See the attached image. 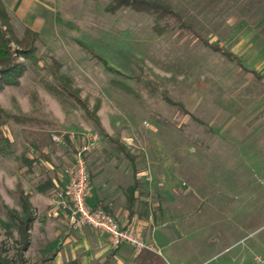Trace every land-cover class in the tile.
I'll return each mask as SVG.
<instances>
[{"label":"rangeland","instance_id":"obj_1","mask_svg":"<svg viewBox=\"0 0 264 264\" xmlns=\"http://www.w3.org/2000/svg\"><path fill=\"white\" fill-rule=\"evenodd\" d=\"M165 1L209 41L214 36L211 19L222 22L225 17L224 0ZM45 2L49 7L41 12L36 41L38 64L34 66L19 56L25 65L19 84L0 89V104L10 115L5 125L7 134L24 139V149L32 150L33 154L38 153V144L46 145L55 163L64 146L48 143L51 132L93 131L112 152L118 149L108 137L123 138L128 149L137 154L151 147L153 151L160 150L159 143L154 141L160 139L168 142L171 151L185 145L192 156L205 148L207 160L216 166L209 168L200 163L195 173L192 168L184 170L182 179L194 181L197 191L196 197L192 192L186 194L185 207L179 213L188 218V223L172 248L178 250V258L185 264H220L247 245L264 258V202L253 196L264 194V173L260 166L264 161L242 160L239 154L232 163L234 170L230 175L224 174L226 133L212 134L210 129L214 128L209 127L211 112L224 108L226 91L264 87V80L242 78L236 61H229L219 51L204 45L191 31H182L175 25L156 33L152 15L129 9L107 12L108 0ZM251 9L253 5L247 7L248 12ZM11 19L20 36L30 21L17 14H12ZM94 53L104 58L107 65ZM53 59L60 63L59 72L71 79L77 96L86 104L89 114L96 115L99 124L74 98L55 94L45 87L43 79L52 80ZM179 103L187 106L188 113L181 112ZM198 137L199 144L187 141ZM182 139L183 143L173 141ZM15 147L18 151L17 144ZM18 167L14 156L0 155V254L17 259L21 233L8 211L15 209L21 214L19 190L24 189L32 193L34 205L27 230L28 245L22 258L25 264H41L52 252L50 228L40 215L48 206V195L35 194L37 178ZM225 181L233 189L241 185L249 189L245 199L231 203L242 204L232 219L226 216L230 208L224 205L225 200L229 194L244 191L225 192L220 187ZM201 217L206 224L200 223ZM212 232L220 238L224 234L219 241L231 245L229 251L197 245L200 239H209ZM151 256L155 264L171 262L165 250L155 248ZM249 262L262 264L253 261L252 254L247 257Z\"/></svg>","mask_w":264,"mask_h":264},{"label":"crops","instance_id":"obj_2","mask_svg":"<svg viewBox=\"0 0 264 264\" xmlns=\"http://www.w3.org/2000/svg\"><path fill=\"white\" fill-rule=\"evenodd\" d=\"M2 1L10 15L17 14L21 19L27 18L30 21L27 27L39 32L42 22L41 12L49 7L45 0ZM224 2L226 12L223 21L212 19L210 21L212 25L210 30L214 32L210 42L214 40L215 44L230 52L240 62L239 73L242 78L251 76L258 81L264 80V0H256L255 3L253 0H224ZM250 5H253V9L248 12L247 7ZM228 60L236 61L229 58ZM224 98V108L211 112L209 127L214 128L210 129L212 134L226 133L224 174L230 175L234 170L233 160L239 154L242 160L250 161L257 158L264 161V87L230 88L226 91ZM184 107L189 111L185 104ZM9 138L12 141L11 150L4 155H12L17 159V155L25 151L27 156L36 157L39 155L40 147L42 152L49 156L48 159L39 157L40 161L35 165L39 171L36 172L34 167L30 174H27L26 167L19 163L18 168L25 174L34 175L37 178L36 182L46 174L53 180L54 187L65 181L63 168L72 160L77 137L66 141L63 145L64 150L62 149L56 160L57 163L52 162V154L46 145L38 144V153L33 154L32 150L24 149V139L10 136ZM198 138V140L187 141L199 144L201 139ZM122 139L119 141L125 144ZM183 140L185 139L173 141L183 143ZM154 141L159 143L160 150L153 151L151 147L141 154L131 152L125 144L129 156L121 151H109L106 141L100 139L98 146L87 156L90 175L87 203L93 207H105L120 224L129 225L138 236L153 247V250H142L135 254L126 243L112 247L108 237L94 228L84 226L80 229H71L64 219L48 217L46 211L50 205L54 187L46 193H41L36 191L34 185L35 194L48 195V206L40 215L46 219L45 224L50 228L49 245L52 252L44 260L51 264H155L151 252L156 248L169 253L171 262L164 264H185L178 258V250L173 249L172 246L174 240L183 234L184 224L188 223V218L179 213L180 209L185 207L186 194L192 192L193 197H196L197 189L196 183L187 182L186 178L183 180L182 174L188 168H192V173H195L200 163H204L209 168L216 165L215 162L207 160L205 148H202L200 154L192 156L186 151L185 145H178L171 151L167 141L161 139ZM48 143H51V140ZM16 144L19 147L18 151V148L15 149ZM235 149L240 150V153ZM260 166L264 173V163H260ZM229 185L230 183L225 181L220 187L225 192L244 191L242 194H229V199L225 200L224 205L230 208L226 216L232 219L242 204L233 206L231 203L245 199L249 189L243 185L233 189ZM133 186L134 190L131 192L133 202L129 207L127 190ZM24 192L29 194V200L33 206L32 193L26 190ZM253 196L264 202V194ZM231 207L234 208L231 209ZM228 211L226 209L225 212ZM199 219L200 223L206 224L203 217ZM212 233L209 239L204 241L202 238L197 245L201 248L204 246V249L209 246L211 249L216 247L222 249L221 251H229L231 245L219 241L223 239L224 234L220 238L218 234ZM250 254L253 255L254 261L255 255L259 252L250 249L247 245L231 253L220 264H251L247 263V257Z\"/></svg>","mask_w":264,"mask_h":264},{"label":"trees","instance_id":"obj_3","mask_svg":"<svg viewBox=\"0 0 264 264\" xmlns=\"http://www.w3.org/2000/svg\"><path fill=\"white\" fill-rule=\"evenodd\" d=\"M129 9L134 12L146 13L154 17V23L152 25L153 30L161 34L169 26H177L180 30L191 31L196 38H198L204 45L212 48L214 51H219L221 54L226 56L229 59L236 58L227 50L223 49L217 44H212L206 38H203L199 33H197L193 26L187 23L181 13L174 9L168 2L165 0H108L105 5V10L110 13H115L119 10ZM39 37V33L29 27H25L22 34L18 36L15 32L11 15L8 12L4 2L0 0V89L4 85H18L20 82V77L24 71L25 65L24 62L19 60V56L28 60L32 65L36 66L39 62L38 57L36 56L37 46L36 41ZM104 64L106 60L94 53ZM236 62L240 64L238 60ZM107 65V64H106ZM109 67V66H108ZM60 63L56 60H52L50 66V72L52 75V80L43 79L45 87L55 94L67 95L70 98H74L80 105L84 108L85 112L89 114V109L86 104L77 96L76 89L71 85V79L60 73ZM178 107L183 114L188 113L184 105L179 103ZM91 115V114H89ZM9 114L0 104V155H4L11 150L12 141L10 140L7 132L5 130V125L8 121ZM97 124L99 120L96 115H91ZM111 142L116 143V148L118 151H121L128 154V150L125 144L121 143L118 139H113L109 137ZM39 155L29 157L26 155L25 151H22L17 155V160L19 163L26 167L25 172L30 174L33 172V168L40 161L39 157L48 159L49 156L42 152V148H38ZM130 156V155H129ZM54 187V182L50 176L44 174L35 184V189L38 192L46 193ZM134 186L128 188L127 190V203L128 206L132 205V193ZM19 200L21 203V214L15 209H9V216L15 225L18 226L19 232L21 233V245L17 252V263L16 260L12 257L1 256L0 254V264H25L24 259L22 258V251L26 249L28 245L27 240V230L32 219V205L29 200V194L25 193L24 190H19ZM106 211L105 207L100 206ZM42 264H51L47 260H44Z\"/></svg>","mask_w":264,"mask_h":264},{"label":"built area","instance_id":"obj_4","mask_svg":"<svg viewBox=\"0 0 264 264\" xmlns=\"http://www.w3.org/2000/svg\"><path fill=\"white\" fill-rule=\"evenodd\" d=\"M76 137L79 142L74 147L72 160L63 168L65 181L53 188L51 202L46 211L47 216L64 219L71 229H80L84 226L94 228L108 237L112 247L126 243L135 254L142 250H153V247L138 236L129 225L120 224L102 207H93L87 203L90 188L87 156L98 146L100 141L98 134L93 131H83L80 134L74 132L50 134L51 142L60 145ZM254 259L264 264V258L258 255H255Z\"/></svg>","mask_w":264,"mask_h":264}]
</instances>
